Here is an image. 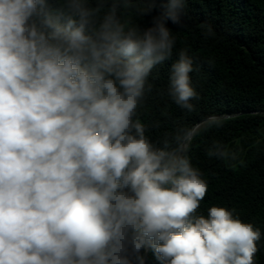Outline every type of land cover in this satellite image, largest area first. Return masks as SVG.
<instances>
[{
	"label": "clouds",
	"instance_id": "clouds-1",
	"mask_svg": "<svg viewBox=\"0 0 264 264\" xmlns=\"http://www.w3.org/2000/svg\"><path fill=\"white\" fill-rule=\"evenodd\" d=\"M185 2L0 0V264H256L260 229L200 214V170L134 119ZM193 70L180 50L168 92L187 110Z\"/></svg>",
	"mask_w": 264,
	"mask_h": 264
},
{
	"label": "trees",
	"instance_id": "trees-1",
	"mask_svg": "<svg viewBox=\"0 0 264 264\" xmlns=\"http://www.w3.org/2000/svg\"><path fill=\"white\" fill-rule=\"evenodd\" d=\"M134 2L144 6L143 0ZM150 19L131 13L138 26H149ZM183 25L169 22L176 40L172 57L152 69L151 91L134 119L157 147L165 141L170 149L185 147L208 185L200 214L221 206L260 229L255 262L264 264V0H186ZM182 49L193 60L189 75L199 98L190 101L192 110L177 105L168 92L171 65ZM241 138L256 142L233 166L227 162L229 146ZM214 145L226 154L210 156ZM144 255L145 264H160L151 251Z\"/></svg>",
	"mask_w": 264,
	"mask_h": 264
},
{
	"label": "rangeland",
	"instance_id": "rangeland-1",
	"mask_svg": "<svg viewBox=\"0 0 264 264\" xmlns=\"http://www.w3.org/2000/svg\"><path fill=\"white\" fill-rule=\"evenodd\" d=\"M255 142L256 139L253 138H241L231 143L229 146L231 149H228V164H233V166H236L242 160L246 148Z\"/></svg>",
	"mask_w": 264,
	"mask_h": 264
},
{
	"label": "water",
	"instance_id": "water-1",
	"mask_svg": "<svg viewBox=\"0 0 264 264\" xmlns=\"http://www.w3.org/2000/svg\"><path fill=\"white\" fill-rule=\"evenodd\" d=\"M183 150L185 149V147L182 148Z\"/></svg>",
	"mask_w": 264,
	"mask_h": 264
}]
</instances>
